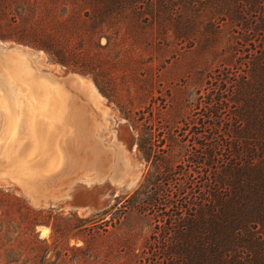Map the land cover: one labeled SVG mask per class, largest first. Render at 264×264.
I'll return each instance as SVG.
<instances>
[{"label": "rangeland", "instance_id": "374dc122", "mask_svg": "<svg viewBox=\"0 0 264 264\" xmlns=\"http://www.w3.org/2000/svg\"><path fill=\"white\" fill-rule=\"evenodd\" d=\"M72 1L76 9L80 0H0L5 48L0 59L15 50L32 53L38 76L53 78L67 95V119L56 127L49 151L33 162L47 164L57 144L61 165L20 180L4 145L14 115L0 75V264H192L189 214L207 192L214 146L228 143L234 119L227 89L236 70L220 65V57L230 52V29L220 24L216 31L212 22L213 6L220 16L226 6L216 0L146 4V12L159 18L146 25L139 40L114 45L105 34L89 42L81 38L76 22L63 27ZM28 12L41 18L38 27L29 18L23 21L26 31L35 29L34 36L30 43H18L10 30L12 17L18 23ZM50 27L53 36L38 32ZM65 39L74 51L95 54L114 72L111 91H101L92 74L56 59L51 50L60 49ZM254 47L256 42L248 46ZM214 96L223 97L222 110L211 108ZM19 138L18 156L32 153L35 139ZM100 188L105 193L99 209L76 197ZM177 207L185 217L174 224Z\"/></svg>", "mask_w": 264, "mask_h": 264}, {"label": "trees", "instance_id": "16d2710c", "mask_svg": "<svg viewBox=\"0 0 264 264\" xmlns=\"http://www.w3.org/2000/svg\"><path fill=\"white\" fill-rule=\"evenodd\" d=\"M157 1L80 0L75 5L80 10L74 8L72 1L73 12L61 23L65 27L69 25L66 21L76 22L81 38L86 36L88 42L94 35L102 37L105 34L109 43L125 45L126 41L139 40L146 25L159 18L158 14L148 13L144 8L146 4L154 6ZM216 1L226 6L224 16L218 15L213 6L212 22L216 31L221 29L220 24H226L230 29V52L226 57H220V65L226 66L227 70L233 67L236 70L232 81L228 79L230 87L227 89L231 95L227 100L231 99L235 104L234 109H230L234 119L228 127V143L214 146L213 171L205 182L208 185H204L207 192L192 204L189 214L192 219V264H264V0ZM196 2L194 0V4ZM246 4L253 10L252 14L247 11ZM173 14L176 16L179 11H173ZM12 18L15 24L10 30H15L17 37L14 40L30 43L35 29L26 31L27 25L23 21L29 18L38 27L40 15L34 12L30 16L28 12L18 23L15 17ZM117 24L118 29H111ZM233 25L239 27L237 31ZM55 31L52 27L38 30L41 35L47 32L51 36ZM66 33L69 34V30ZM55 37L60 39L57 34ZM68 40L59 41L57 51L51 50L56 59L63 65H72L92 74L101 91H111L114 72L98 61L95 54L81 55L85 50L74 51ZM252 42H256L257 47L251 50L248 46ZM237 45L244 47L242 52L234 48ZM39 47L49 49L47 45ZM214 50L218 52L216 47L212 52ZM221 98L214 96L211 108L222 110L219 105L225 101ZM184 217L183 210L177 207V219L173 223ZM168 220L171 225V217ZM41 252L45 256L47 250Z\"/></svg>", "mask_w": 264, "mask_h": 264}, {"label": "bare ground", "instance_id": "6f19581e", "mask_svg": "<svg viewBox=\"0 0 264 264\" xmlns=\"http://www.w3.org/2000/svg\"><path fill=\"white\" fill-rule=\"evenodd\" d=\"M4 49L0 46V51ZM15 51L16 53L13 52L0 59V75L3 77L1 80L5 79L2 83L7 86L5 91L9 99L8 106L14 115L11 135L4 145L17 178L22 180L33 177L34 179L37 174L47 173L49 169L61 165L63 160L61 148L55 144L47 164L42 167L33 165L36 156L45 150L49 151L50 145L54 142L56 127L67 119L65 112L67 95L64 86L62 87L53 78L38 76L29 56L32 53L24 50ZM0 85L3 89V85ZM92 88L94 89V86ZM2 108L0 105V118ZM21 136L35 139L31 155L24 153L18 156L15 152Z\"/></svg>", "mask_w": 264, "mask_h": 264}, {"label": "water", "instance_id": "95a60500", "mask_svg": "<svg viewBox=\"0 0 264 264\" xmlns=\"http://www.w3.org/2000/svg\"><path fill=\"white\" fill-rule=\"evenodd\" d=\"M103 190L93 189V190H82L76 193V197L80 198L84 206H89L92 209H99L103 201L101 200V195L104 194Z\"/></svg>", "mask_w": 264, "mask_h": 264}]
</instances>
